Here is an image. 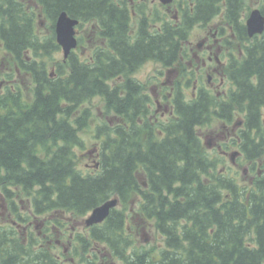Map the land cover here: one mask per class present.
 <instances>
[{
    "label": "trees",
    "instance_id": "1",
    "mask_svg": "<svg viewBox=\"0 0 264 264\" xmlns=\"http://www.w3.org/2000/svg\"><path fill=\"white\" fill-rule=\"evenodd\" d=\"M245 7V0H197L181 22L151 31L144 20L132 31L128 10L115 0H0V44L11 65L6 76L19 71L30 78L29 98L17 84L0 89V191L10 215L25 219L17 199L29 202L30 213L83 216L117 197L120 206L92 225L86 239L77 237L80 264H100L90 251L99 243L122 264H264V165L261 175L256 170L264 160V31L248 36ZM259 9L264 15V0ZM62 11L80 26L90 21L99 27L105 46L94 48V63L87 65L75 51L61 62L54 59ZM219 13L242 47L225 66L232 88L222 98L200 89L187 100L176 86L169 99L173 115L154 121L152 99L134 73L146 61L179 64L192 26ZM42 18L52 30L46 39L36 33ZM94 97L117 115V123L100 127L97 169L83 172L75 149L82 146L80 131L90 111L79 110ZM237 113L242 124L230 145L250 164L254 176L248 181L220 170L224 155L208 154L198 133L214 117L239 121ZM128 204L154 221L164 238L160 249L132 247ZM19 223L0 226V264H69L42 242L23 244ZM64 223L55 217L51 225Z\"/></svg>",
    "mask_w": 264,
    "mask_h": 264
},
{
    "label": "rangeland",
    "instance_id": "2",
    "mask_svg": "<svg viewBox=\"0 0 264 264\" xmlns=\"http://www.w3.org/2000/svg\"><path fill=\"white\" fill-rule=\"evenodd\" d=\"M245 3L246 7L244 14L249 13L254 8H259L260 0H245ZM158 8L160 7H156L155 5L148 7V15L153 18H155V16L162 15V12ZM223 19V14L219 13L209 25L205 27H200L198 25L195 26L190 31L188 39L192 41L193 45L199 41L202 35H205V31L208 29V27L213 28L214 26H225L226 33L223 35L221 40V43L224 47L222 48L220 56L221 58H225L228 62L232 55L238 57L241 56L240 53H242V47L240 43L232 36L231 31L228 29ZM132 25H134V22ZM76 30H78L76 36L78 44L75 48L77 53L82 54L85 52V54H88L92 51V48H95L100 44L101 39L98 37V31L91 29V24L89 22H86L81 27L76 28ZM36 33L41 39L50 37L52 30L50 28L49 21L43 18L40 19ZM62 56V51L60 49L54 52V59L57 62L62 61ZM186 66L187 64L181 61L176 66L169 67V69L159 63L152 61L140 66V68L137 69V71L134 73V77L136 80H141L140 82L144 86V92H146L150 98L152 97V107L150 106L152 110L155 108V103H153L154 99L159 100L162 104L167 102L165 98L161 97V95L165 96L167 88L171 86H179V88L181 87V90L184 92L187 100H190L193 97L194 94L192 84L183 83L182 81V77L187 73ZM225 66H227V64ZM9 70H11L9 56L5 53L0 44V89L13 87L14 84H17L22 90L23 95L29 98V76L18 71L14 78H10V76H6V73L10 72ZM214 82L215 84H219L218 77L217 79H214ZM231 88L232 85L225 76V81L220 87V94L224 96V94L229 92ZM152 91L156 93V96H152ZM223 96L220 97L222 98ZM85 108L89 109L90 118L87 121V126L80 131V135L82 137V146H78L75 150L78 156L79 169H81L83 172H90L97 169L94 163L96 160L98 161L97 154L102 143L103 136L102 134L98 135V130L101 129L100 127L104 128V123L106 122H108L111 126L117 123V115L114 112H110L105 109V104L100 97H94L90 101L86 102L80 108L79 113ZM156 109L158 113L153 111V114L150 116L154 121L155 118L160 119L159 112H162V109L159 107H156ZM79 113L77 112V114ZM165 115L167 116V114ZM171 116L168 117L170 118ZM236 117L239 118V123L241 124L242 114L237 113ZM221 131H223L222 121L215 117L212 118L209 123L198 127V133L201 138L204 150H206L208 154L218 153L217 150L213 147H210L208 143H212L215 133H219ZM233 150H238V147L232 146L230 151ZM234 160L236 164H232L229 157L224 156L223 164L219 165L220 170L228 168L231 172H237L239 181L243 179L248 181L254 176V172H250V164L246 162L242 156H235ZM256 165V170H258V174L261 175L263 173L261 172V169L264 165V160L257 162ZM3 201L6 203L5 195L2 193V191H0V224H5V228H8L13 220L23 224L25 229L23 230L21 227L19 229V236L23 238V244H28L30 241H34L36 244L42 242L47 249H50L52 256L56 257L57 259L66 261L69 264H80L79 256L83 251L82 245L79 243L77 237L81 235L86 239L87 236H89V228H87L84 224V219L87 217L88 213L83 216L73 215L71 213L52 215L51 212L45 214H34L30 213L31 210L29 208V202L26 199H23L22 201L17 199V208L22 214L23 218H25L24 221L21 222L11 215L8 217V215H6L7 213H2L1 205L3 204ZM117 206L119 207L120 204L118 203ZM127 208L129 213L126 223L127 235H129L132 239V247L134 249L152 251L160 249L163 246L164 238L155 227L154 221L144 219L143 215L137 211L136 206L133 204H128ZM55 217H58L61 221L66 222L64 223L66 224L64 228H61L58 225H51L52 219ZM56 240L58 241L56 242ZM90 248L85 250L84 254L87 255L88 252L95 251L97 257L100 259V264H122L121 262L117 261L116 258L112 257L110 250L104 243L93 244L92 249ZM89 249L90 251H88Z\"/></svg>",
    "mask_w": 264,
    "mask_h": 264
},
{
    "label": "flooded vegetation",
    "instance_id": "3",
    "mask_svg": "<svg viewBox=\"0 0 264 264\" xmlns=\"http://www.w3.org/2000/svg\"><path fill=\"white\" fill-rule=\"evenodd\" d=\"M115 1L118 7L125 6L126 9L128 10L129 26L132 27V31L138 27L140 21H144V20L146 21L145 23L146 27L151 31H154V30H160L162 26L166 27L170 20L175 21V23L181 22L180 20L183 14H185L187 11L188 12L194 11L197 0H172L171 3H163L161 0H115ZM153 5H155L156 7L157 6L160 7L158 9L162 12V15L155 16V18L150 17L148 15V7ZM214 18H212L206 24H202L199 22L194 24L191 30L197 25L200 27H205L209 25L214 20ZM133 22L134 25H132ZM89 23L91 24V29L98 31L99 27L95 23L90 21ZM79 27L81 26L77 25V27H75V31H76L75 36H77L78 33V30H76V28ZM225 33H226L225 26L224 27L214 26L213 28L208 27V29L205 31V35H202L199 41H197L193 45L190 39L185 41L184 47L187 51L185 54L180 55V59L182 62H185L187 64L186 66L187 73L185 76L182 77V81L183 83L192 84L194 95H196V93L200 89H207L211 93H214L217 97L223 96L222 94H220L221 93L220 87L225 81V76L227 77L224 67L228 62L225 58H221L220 54L222 48L224 47L221 43V40ZM100 39L101 41L99 46L104 48L105 39L103 37H100ZM93 49L94 48H92V51L88 54H85V52L80 54L85 59L87 65H90L95 62V52H93ZM148 62H152V61H146L142 65ZM217 77L219 80V84H215L214 82V79H217ZM138 81L140 82L141 80ZM115 82H117V77L115 78L114 81H110V85H112V83ZM172 90H174V86L167 88L166 90L167 92L165 93V96L161 95V97L165 98V100L167 101L165 104H162L160 103L159 100L153 98L154 99L153 103H155L154 112L158 113L156 107L162 109V112H159L160 119H165V118L167 119L168 116L173 115V105L171 104V102H169V99L173 97ZM225 95L226 93L224 94V96ZM152 96H156V93H154L153 91H152ZM150 106L152 107L151 102H150ZM165 114H167V116ZM155 120H158V118H155ZM241 124L239 123V121L236 122V120H233L230 123L226 122L225 120H222L223 131L219 133H215V135L213 136L214 140H212V143L211 142L208 143L209 146L215 148L218 153L224 156H228L232 164L233 163L236 164L234 160L235 157L231 156L232 152L235 151L237 152L235 156H242V152L240 150L230 151L231 150L230 148H232V146L230 145V140L234 138L237 129L241 126ZM1 207H2V213L3 214L7 213L6 215H8L9 217L10 213L8 212L7 203L3 201ZM16 222L17 221L13 220L11 224L15 223L16 225ZM4 225L5 224H0V226H4ZM18 225H20V223ZM24 227L25 226H23L22 228ZM57 241L58 240H56V242Z\"/></svg>",
    "mask_w": 264,
    "mask_h": 264
},
{
    "label": "water",
    "instance_id": "4",
    "mask_svg": "<svg viewBox=\"0 0 264 264\" xmlns=\"http://www.w3.org/2000/svg\"><path fill=\"white\" fill-rule=\"evenodd\" d=\"M163 3H171L172 0H161ZM79 20L69 16L66 11L58 14L55 21L56 41L61 46L63 56L66 58L68 54L77 46V38L75 36V26ZM246 31L249 37L261 34L264 31V15L259 8L252 9L245 20ZM264 128V119H263ZM237 152H232L231 156L235 157ZM119 203L118 198L113 197L94 207L84 219L85 226H92L102 223L110 213V210Z\"/></svg>",
    "mask_w": 264,
    "mask_h": 264
},
{
    "label": "bare ground",
    "instance_id": "5",
    "mask_svg": "<svg viewBox=\"0 0 264 264\" xmlns=\"http://www.w3.org/2000/svg\"><path fill=\"white\" fill-rule=\"evenodd\" d=\"M153 110H154V109H153ZM21 226L23 227L24 225H23V224H20V225L17 227V229H15L16 231H18V233H19V229H20V227H21ZM22 227H21V229H23V230H24V229H25V227H24V228H22ZM6 229H8V228H6Z\"/></svg>",
    "mask_w": 264,
    "mask_h": 264
}]
</instances>
